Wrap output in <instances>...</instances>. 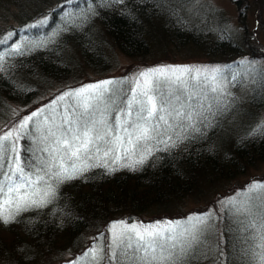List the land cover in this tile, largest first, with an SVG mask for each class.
<instances>
[{
	"label": "trees",
	"instance_id": "obj_1",
	"mask_svg": "<svg viewBox=\"0 0 264 264\" xmlns=\"http://www.w3.org/2000/svg\"><path fill=\"white\" fill-rule=\"evenodd\" d=\"M241 2L238 0L237 4L240 6ZM197 3L209 10L207 20L197 18ZM90 6L95 8L94 15L89 11ZM65 10L71 15L63 30ZM11 17L19 24L0 34L16 30L15 44L24 54L5 55L6 70L0 74V120L6 117L9 102L29 103V99L38 96L52 82L68 81L78 73L84 76L83 68L101 74L108 72L110 41L127 57L144 56L150 51V38L155 37L166 42L165 48L174 47L175 52L191 48L205 58L220 54L218 60L235 69L243 67L239 60L251 56L264 63V56H258L259 46L246 36L247 28L244 33L231 28L225 12L207 0H124L122 4L107 5L101 0H75L71 5L64 0H0V22ZM45 17L49 18L45 27L25 28ZM58 29L60 34L56 35ZM240 41L246 47L237 44ZM7 51L6 45H0V52ZM77 55L84 62L78 63ZM255 69L258 72L253 74L255 80L251 78L248 83V95L241 96V89L237 96L227 97L230 107L217 115L210 127L201 128L203 135L195 133L194 138L178 142L175 147L155 151L133 170L119 167L108 174L104 168H91L82 177L61 183L57 198L43 208L33 207L16 214L12 203L0 210V215L15 216L9 224L0 222V264H68L80 257L99 234L108 235L111 222L128 218L127 223H138L145 217L156 219L170 213L178 214L175 221L189 216L195 219L193 214L197 213H212L215 218V228L208 236L209 248L219 242L223 255L212 251L207 258H194L189 264H247L240 234L222 203L183 215L181 208L192 199L213 198L224 184L234 183L264 164V129L258 127L264 124L261 113L264 101L258 103L256 98L264 95L261 86L264 75L259 74L262 69ZM224 71L229 73L226 68ZM257 75L262 78L258 79ZM249 96V106L239 104L238 99ZM64 104L67 101L54 107ZM252 104L256 105L253 109H242L252 108ZM242 117L249 118L247 131L240 130L244 125ZM157 147L163 149L164 145ZM138 159L139 154L126 159V163ZM108 163L117 169L111 160ZM252 182L259 184L264 179H252ZM260 211L264 213V207ZM79 264L91 262L81 260ZM103 264L109 262L105 260ZM111 264L130 262L121 256Z\"/></svg>",
	"mask_w": 264,
	"mask_h": 264
},
{
	"label": "snow or ice",
	"instance_id": "obj_2",
	"mask_svg": "<svg viewBox=\"0 0 264 264\" xmlns=\"http://www.w3.org/2000/svg\"><path fill=\"white\" fill-rule=\"evenodd\" d=\"M64 2L71 5L75 0ZM101 2L122 4L124 0ZM89 11L95 14L94 7L90 6ZM70 15L65 10L63 30ZM48 22L45 17L25 28H43ZM55 34L59 35L60 29ZM17 35L16 30L0 34V45L8 48L7 53L0 52V74L6 70L5 55L24 54L15 44ZM238 63L245 65V61ZM253 64L248 62L236 73L231 65L203 70L184 65L155 66L139 73L135 80L123 78L127 88L116 87L121 81L113 79L61 93L58 99H67V104L58 105L48 114L44 109L32 111L0 135V210L12 203L16 214L43 208L57 198L61 183L80 178L91 168H104L108 174L119 167L133 170L155 151L175 147L178 142L194 138L195 133L203 135L201 128L210 127L216 116L230 107L226 100L231 93L224 82L243 83L245 76L254 81L257 70ZM225 68L229 76H225ZM259 74L264 75V70ZM258 127L264 129V124ZM21 139L25 143L18 148L15 142ZM160 144L163 149L157 147ZM137 154L135 162L119 163ZM109 160L117 169L109 165ZM220 203L240 234L247 264H264V251H256L264 249V213L260 211L264 207V182L250 183ZM193 215L195 219L189 216L166 224L153 222L164 227L149 224L140 228L137 223L113 221L108 235L99 234L80 257L68 264H79L81 260L91 264L107 260L111 264L121 256L130 264H189L194 258H207L212 251L222 256L219 242L206 250L208 236L215 228L213 214ZM14 219L0 215L4 224ZM118 224L124 226L119 232Z\"/></svg>",
	"mask_w": 264,
	"mask_h": 264
},
{
	"label": "rangeland",
	"instance_id": "obj_3",
	"mask_svg": "<svg viewBox=\"0 0 264 264\" xmlns=\"http://www.w3.org/2000/svg\"><path fill=\"white\" fill-rule=\"evenodd\" d=\"M208 2L212 3L215 7L218 9H221L225 12V14L230 18V24L231 28L239 29L240 32L244 33V29L247 28L246 36L249 41L255 42L256 46H259L258 49V56L263 57L264 56V0H241L240 6L237 4L238 0H207ZM258 1V2H257ZM196 8L198 9L195 13L197 14V18L203 17L204 21L209 18V11L207 8H204L202 4L197 3ZM29 10V9H28ZM205 12V13H204ZM21 22V21H20ZM19 24V21L11 17V19L7 20V22H0V32L3 30H6L12 26H17ZM242 28V29H241ZM253 36V38L251 37ZM107 38V37H106ZM236 40V39H235ZM151 41V48L150 51L144 53V56L142 57H127L123 55L120 50L113 45V42L110 41L107 43L109 45V50L107 53L108 60L111 64V69L106 73H97L94 71H91L87 68H83L85 74L84 76L81 74H76L70 76L68 81H57L52 82L48 86H44V89L39 92V95L35 96L31 100L29 99V103L23 101V102H9L7 107H9L8 111L6 112V117L1 118L0 120V135L3 134V132L8 131L9 128H12L13 125L17 124V121H19L22 117L26 116L28 113L44 109V114H48L53 112L52 110H55L54 105L58 104V102H64L60 101L58 97L61 95V93H64L71 89H76L81 86H86L90 84H95L96 82L100 81H106V80H117L121 81L120 84L116 85V87H122L127 88L129 87L128 83L123 78H130L132 80H135L139 73L145 71L146 69L153 68L155 66H171V65H184V66H191L193 69H201L203 70L205 67L207 68H214L216 66H225L220 60H218L220 57V54L216 55V58H209V57H203L198 51H192L193 49L190 48L192 52H187L186 49L182 50H176L174 51V47H168L165 48V44L163 42H159V40H153L150 38ZM237 44H241L242 46H245L246 43H243L240 41ZM114 46V47H113ZM241 46V47H242ZM246 47V46H245ZM185 50V53L182 52ZM179 54V55H176ZM233 60V59H232ZM240 61H245V65L248 62H254L252 67L254 68H260L264 70V63L259 61L257 57L251 56L247 58H243ZM77 62L81 63L84 62L83 57L80 55H77ZM245 65H243L242 68H236L233 67V73L241 72ZM249 70H251L249 68ZM77 71V70H76ZM258 71L254 72L253 74L257 73ZM225 73V76H229V73ZM258 79H261L262 76L257 75ZM251 77L245 76L244 82L241 83H235L230 82L226 80L224 83L227 87L228 92L231 91V94L237 96V92L242 89L241 96H247L249 92V85L248 83H251L250 81ZM243 86V87H242ZM261 86H264V82H262ZM253 95V94H252ZM231 96V95H230ZM228 96V97H230ZM257 102L260 103L264 101V95H257L256 96ZM34 99V100H33ZM251 97H241L238 99V102L240 105H248V102H250ZM55 100V103L53 101ZM67 101V99L65 100ZM256 105L252 104V108L250 107H242L243 110L245 109H253ZM6 110V109H5ZM261 113H264V111H261ZM243 114V112H242ZM241 116V114H240ZM264 118V114H263ZM244 122V125L240 130H246L247 131V123L249 121L248 117H242L241 119ZM247 122V123H246ZM246 123V124H245ZM260 123V122H259ZM259 123L257 125H259ZM238 130V131H240ZM237 131V132H238ZM13 133L15 135V129L13 130ZM16 146L18 148L22 147L25 143L23 139L16 141ZM110 161V160H109ZM119 163H126V159L123 161L121 160ZM252 179H264V164L260 165L258 168L251 170L247 174L243 175L242 177H239V179L234 183H226L224 184V187L220 189V192H217L213 198H203V199H192L186 204H182V215L185 213H191L196 212L197 210L207 209V208H215L220 204V201L223 200L222 197L231 194L233 192L240 191L243 188H245L250 183H257L252 182ZM227 197V196H226ZM7 209V206L6 208ZM181 216V215H180ZM179 216V217H180ZM145 217L144 219L140 220L137 224L140 228H143L145 225L153 224V222H165V224L168 221H175L178 218V214H165L160 217ZM125 220L128 222V218H122L119 219ZM179 221H183L184 218L178 219ZM142 222V223H140ZM135 222H130L128 224H133ZM165 224H153L154 227H164ZM123 225H116V231L119 232L121 228H123ZM210 239L208 238V243L206 245V250L209 248Z\"/></svg>",
	"mask_w": 264,
	"mask_h": 264
}]
</instances>
